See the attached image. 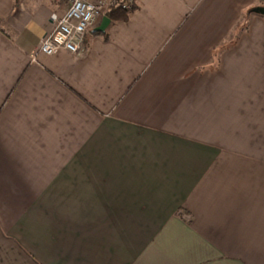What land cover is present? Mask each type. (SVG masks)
I'll list each match as a JSON object with an SVG mask.
<instances>
[{"label":"crops","instance_id":"crops-1","mask_svg":"<svg viewBox=\"0 0 264 264\" xmlns=\"http://www.w3.org/2000/svg\"><path fill=\"white\" fill-rule=\"evenodd\" d=\"M258 7L136 0L45 55L64 9L0 0V264H264Z\"/></svg>","mask_w":264,"mask_h":264},{"label":"built area","instance_id":"built-area-1","mask_svg":"<svg viewBox=\"0 0 264 264\" xmlns=\"http://www.w3.org/2000/svg\"><path fill=\"white\" fill-rule=\"evenodd\" d=\"M62 9V14L53 12L50 16L53 28L39 42L34 54L54 55L67 50L83 55L84 40L94 24L107 15L115 6L131 11L136 0H54Z\"/></svg>","mask_w":264,"mask_h":264},{"label":"trees","instance_id":"trees-1","mask_svg":"<svg viewBox=\"0 0 264 264\" xmlns=\"http://www.w3.org/2000/svg\"><path fill=\"white\" fill-rule=\"evenodd\" d=\"M134 9V7H133ZM126 10L125 8L121 6H115L113 7L110 11L107 12V16L111 17L114 20H122V21H127L129 19L130 13L133 11ZM254 10L250 9L248 11L249 14H251ZM248 19L246 18L245 21V26L247 24ZM245 28V27H244Z\"/></svg>","mask_w":264,"mask_h":264},{"label":"water","instance_id":"water-1","mask_svg":"<svg viewBox=\"0 0 264 264\" xmlns=\"http://www.w3.org/2000/svg\"><path fill=\"white\" fill-rule=\"evenodd\" d=\"M255 12L260 13V14H264V7H258L256 9H254ZM111 23V18L109 16H104L102 19V22L99 26H97L94 31L96 32H105L107 27L110 25Z\"/></svg>","mask_w":264,"mask_h":264},{"label":"rangeland","instance_id":"rangeland-1","mask_svg":"<svg viewBox=\"0 0 264 264\" xmlns=\"http://www.w3.org/2000/svg\"><path fill=\"white\" fill-rule=\"evenodd\" d=\"M54 1V0H53Z\"/></svg>","mask_w":264,"mask_h":264}]
</instances>
